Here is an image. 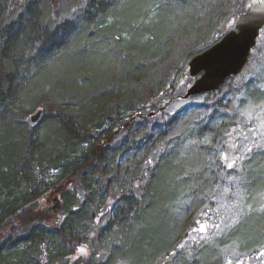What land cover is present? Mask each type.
I'll list each match as a JSON object with an SVG mask.
<instances>
[{
	"label": "trees",
	"instance_id": "1",
	"mask_svg": "<svg viewBox=\"0 0 264 264\" xmlns=\"http://www.w3.org/2000/svg\"><path fill=\"white\" fill-rule=\"evenodd\" d=\"M249 2L168 0L180 6L157 8L160 0H0V135L14 143L0 163L9 171L2 173L14 178L2 180L0 192L15 188L24 195L14 213L0 217V264H77L70 258L83 243L97 248L88 264H225V258L264 264V212L258 210L264 204V150L246 154L235 169L224 159L235 152L238 124L240 132L254 129L248 147L264 144L261 91L233 77L219 91L202 94L201 103L168 111L195 79L189 60L218 42L226 33L219 30L222 22L230 15L236 20ZM102 15V21H116L102 30L108 42L96 37ZM76 25L89 36L85 42L69 38ZM119 29L131 37L122 45L112 35ZM142 35L146 42L135 41ZM86 42L92 48L83 47ZM100 44L121 59L117 69L99 58ZM28 52L32 63L24 60ZM238 95L244 96L242 107L253 110L249 123L237 114ZM73 104L82 107L72 116L64 106ZM55 108L75 123L51 138L82 136L93 149L77 162L66 147L60 161H43L40 168L54 166L59 175L31 196L33 187H23L18 166L28 155L21 143L29 139L19 131L35 128L43 142L52 141L31 114L43 109L37 122L43 123ZM150 110L155 116L132 118ZM107 126L104 142L99 131ZM106 199L112 204H103ZM201 225L207 232L198 231ZM74 229L84 237L73 236ZM27 230L36 237L22 247L20 234Z\"/></svg>",
	"mask_w": 264,
	"mask_h": 264
},
{
	"label": "bare ground",
	"instance_id": "2",
	"mask_svg": "<svg viewBox=\"0 0 264 264\" xmlns=\"http://www.w3.org/2000/svg\"><path fill=\"white\" fill-rule=\"evenodd\" d=\"M168 3V0H167ZM161 5H164L163 0H160ZM121 9L117 8L114 15L117 14V16L119 15ZM99 17V16H97ZM102 18L100 19V21H102L103 19V15L101 16ZM106 17V16H105ZM90 22L94 21V19H90ZM146 20H143L142 22H145ZM116 22V21H115ZM115 22L113 21V19L109 20V19H105L101 22V24L103 25H99V28H97L98 32H97V36L98 38H101L102 40L106 39V41L108 42L109 39L111 38H106V32L102 31L104 29V27H109V24H115ZM148 22H146L147 24ZM83 28L76 25L73 27V29L71 30L70 34L68 35L69 38L71 37L72 39H80L83 37V41L85 42L87 38H89V36L83 35L81 36ZM117 31V30H116ZM114 31L112 33L113 36L116 35V41L117 43H120L121 45L124 44V42H128L131 37H129L128 34H126L127 32L124 31V29H119L117 32ZM134 37L135 41H139V42H146L147 38L146 35H142L139 36V38ZM130 42H132L131 44L134 43L133 40H131ZM135 46V44H133ZM86 47L87 49L92 48L90 46V44L88 42H86V44L83 46ZM97 48L99 49V58H102L104 61H106L107 65H110L111 67L113 66L114 68L117 69L119 62L121 59H119V57H117L113 52H106L105 51V46H102L101 44L97 46ZM109 48V46H108ZM132 55H135L134 52H131ZM32 55V53L28 52L25 57L24 60L28 61L29 63H32V58L30 57ZM127 58H129V56L126 54ZM124 60L126 61L125 57ZM131 60L135 61L136 63H138L137 59L135 58H131ZM34 61V60H33ZM190 61V60H189ZM82 105L79 104H73V105H66L64 106V109H68L70 115L73 116V113L75 110L81 109ZM57 108L53 109V111L51 109H49L47 116L50 117L46 119V121H44L42 123L44 129L49 132V134L46 136L50 139L53 133H56V129L62 130V129H68L69 128V122L74 124V119L73 117L71 118H67L66 116L62 115L60 112L57 113ZM37 112H41L40 116L43 117V109H38L36 111H33V114H36ZM139 113L138 111L134 114ZM33 114H31V116H33ZM69 120V121H68ZM38 123H36L37 125ZM37 127V126H35ZM43 127H39V129H43ZM68 127V128H67ZM1 131V129H0ZM46 131L44 132V134L46 133ZM21 138L22 137H27V139H29V141H23L21 144L25 143L22 147V150H26L28 152V155L26 154L24 157L21 158V160L19 161L18 166L22 168L21 170V178H25V180L33 185L32 183L34 181H32L33 177H36L38 174V170H40V166L44 161V165H47L48 163H50V161H60L57 160L59 158H57L58 156H65L66 153V149L68 150V155L69 159L77 162L80 160H85L88 159L91 155V148L93 149V145L90 147V141L82 136H79L77 138V140L68 137V139H63L62 137H55L52 141L50 142H43L42 139H40L41 135L38 138V135L36 134V130L35 128H29L24 127L22 128L21 131H19ZM36 134V135H35ZM54 136V135H53ZM0 163L3 160V154L5 153L4 148L5 147H12L14 146V143H11V140H9V138L7 137V134H3L0 135ZM21 142V140H20ZM19 143V142H18ZM7 145V146H6ZM66 147V149H64ZM72 153H71V152ZM46 153H51L46 160L43 159V157L41 155H44ZM46 157V155H45ZM57 158V159H56ZM55 159V160H54ZM33 160L38 161V163L34 162ZM37 164L34 166V164ZM40 165V166H39ZM27 166H30L31 168L27 171ZM43 169V167H41ZM50 170L51 172H54L55 177H50V181L55 180V178H57V176L59 175V171L57 172V169L54 166H51ZM56 170V172L54 171ZM2 171H4L3 169H0V182H2V180H5V182L9 181L12 182L14 176H6L5 173L9 172L7 170H5L4 174L2 173ZM46 171H49L48 169ZM42 172V171H41ZM43 173V172H42ZM125 181V180H124ZM18 183V182H17ZM15 184V183H14ZM19 184H16V186H18ZM35 186L33 187V191L29 194L31 196H36V193L38 192V189L36 188L37 186L39 187V182H35L34 183ZM36 188V189H35ZM21 190H17L15 188H12L11 190H9L8 192H0V208L2 209L3 212L0 213V217L4 216V215H11L12 213L15 212V210L18 208L19 204L22 203L23 200H19V199H15L18 198L19 196H17V194H19ZM50 199V197L47 198V201ZM150 201L147 204L146 207L149 208ZM129 207L127 208L128 212H129ZM7 217H5L4 219H6ZM1 221V220H0ZM72 225H76V221L73 220ZM127 228V227H126ZM126 228L124 229V231H126ZM108 243L110 244V241H108ZM133 245L126 247V250L129 253H133Z\"/></svg>",
	"mask_w": 264,
	"mask_h": 264
},
{
	"label": "water",
	"instance_id": "3",
	"mask_svg": "<svg viewBox=\"0 0 264 264\" xmlns=\"http://www.w3.org/2000/svg\"><path fill=\"white\" fill-rule=\"evenodd\" d=\"M249 5L252 7L242 13L237 21L247 17L243 31L236 24L235 29L223 36L219 42L189 61L190 75H200L189 86L184 95L185 98L202 92L218 90L226 78L236 75L244 69L264 26V3H261V0H250ZM40 114L41 112L33 114L32 121H38L41 117ZM139 114L142 113L139 112ZM150 115H154V112H151Z\"/></svg>",
	"mask_w": 264,
	"mask_h": 264
},
{
	"label": "rangeland",
	"instance_id": "4",
	"mask_svg": "<svg viewBox=\"0 0 264 264\" xmlns=\"http://www.w3.org/2000/svg\"><path fill=\"white\" fill-rule=\"evenodd\" d=\"M234 20V18L230 15L228 17V19H226L224 22H222V24L220 25L219 27V30H222L224 32H228V31H231V29L235 28V24H231V22ZM231 24V27H229V25ZM237 81L241 82L243 81L244 84H247L250 88H251V91H256V90H260L261 91V99H263L264 97V31L260 37V41L258 43V46L254 49V54L252 55V57L250 58L249 60V63L246 65V67L244 68L243 72L241 73V75L237 76L236 77V80L233 81L234 83H237ZM185 82V81H184ZM190 84V83H189ZM188 86L189 85H184L181 89V93L182 95L186 92V90L188 89ZM204 96L203 95H200V96H194V97H189L188 99H184V98H179L177 101H175L173 104H171L168 108V111H170L171 113H175L176 111H179V109H182L184 107H187L191 104H198V103H201V101L204 99L203 98ZM242 99H244V96H240L238 95L237 96V100H236V104H237V108H239L238 111H240V113H237L239 114L242 118L244 117V119H246V122L249 123L250 121L253 120L252 118V113H253V110L251 107H242L241 105V101ZM264 102V100H263ZM147 113V112H146ZM33 114V113H32ZM240 123V122H238ZM244 123V121H243ZM37 127H43L42 123L39 122L37 124ZM44 128V127H43ZM239 124L238 126L233 129L234 132V136L235 137H238L235 141L236 143V146H235V152L233 151L234 154H229L228 153V157L229 159L227 160V162H230V158L231 157H236V156H240L242 154H239V152H242L244 151V146H249L251 145V143L253 142V138L255 137V133H254V129L252 128H243L242 129L244 130V133H241L240 130H239ZM111 130V129H110ZM109 131V127H105L103 129H101V131H99L100 133V136L102 137L101 140H104V142L106 140H108L107 136H106V133ZM262 132H264V128L262 130ZM233 134L231 132L230 134V141H233ZM120 139V137H118L116 140ZM240 139V141H242L243 143V146L241 144L238 143V140ZM240 162V160H238V163ZM50 170H53V169H50ZM46 171V168H40V170H38V174L36 177H33L32 178V181H34L31 185L29 184L26 180L22 183L23 184V187H27L28 185L29 186H35L34 183L35 182H39V187L37 186L36 188L38 189V191H41L43 190L48 184H49V181H50V177H55L54 175V172L52 171ZM43 173H42V172ZM56 172V170H54ZM58 172V171H57ZM230 179H228L229 181ZM228 181L227 183L224 184V191L227 192V190L229 188H231L229 185H228ZM35 188V189H36ZM31 193L33 191V188H31V190H29ZM72 191V190H71ZM71 191H69V194L68 196H66L67 198L70 197L71 195ZM8 192V191H6ZM65 196V194H63ZM21 196V197H20ZM20 196L18 198H15V199H19V200H22V198H24V195L20 194ZM64 196L62 197L60 195V198L65 201V198ZM103 204H107V203H111L109 201V199H106L104 202H102ZM101 203V204H102ZM112 204V203H111ZM102 207V205L100 206V208ZM100 212V209L97 210V214H99ZM101 217L99 218V225H105L106 222H107V214L105 213V210L102 209L101 213H100ZM75 231H73V236L77 237V238H83L84 237V234H85V231L81 232L79 229H74ZM36 235H34V233L30 232V230H27V231H22L21 234H20V238L22 240V247H26L27 246V242H28V239H33L35 238ZM8 241V240H7ZM11 242L8 241V244H10ZM87 245L89 250H90V258L87 260L88 263L95 259V253L96 252L95 250H97V248H92L88 243H83L81 245ZM76 254V252L74 251L73 254L71 255V258L74 257ZM234 260L236 259V257L233 258ZM244 259V257H243ZM236 261V260H235ZM242 261V260H241ZM77 263V262H76ZM86 262V264H88ZM78 264H85V261L83 259H81V261L78 262Z\"/></svg>",
	"mask_w": 264,
	"mask_h": 264
},
{
	"label": "snow or ice",
	"instance_id": "5",
	"mask_svg": "<svg viewBox=\"0 0 264 264\" xmlns=\"http://www.w3.org/2000/svg\"><path fill=\"white\" fill-rule=\"evenodd\" d=\"M163 2H164V5L168 6V7H179L180 6L178 3L177 4H168L167 0H163ZM261 3H264V0H261ZM156 7L157 8L161 7V4H157ZM248 7L251 8L252 5H248ZM246 22H247V17L244 20H240L239 22H237L236 20H233L231 22V24H237V26L240 28V30L243 31V28H244V25ZM231 24L229 25V27H231ZM262 110H264V109H262ZM259 126L261 128H264V121H261ZM260 135H261V137H264V132H261ZM254 149L264 150V144L254 142L252 147L244 146V154H242L240 156H236V157H231L230 162H228L226 164V167L228 169H235L237 161L238 160L242 161L244 159L249 158L248 155H246V154H251ZM224 159L228 160L229 157L225 156ZM236 179H239V178L236 177ZM258 210L261 212H264V204H262ZM207 227H208L207 225H201L200 228L198 229V231L202 232V233L207 232ZM201 239H206V237H201ZM181 247H183V245H181ZM75 252H76V255L70 259L72 261L77 262V264L79 261H81V259H83L85 261V264H86L87 260L90 258V255H91L88 246L86 244L82 245V246L76 248ZM233 255L235 256L237 254L233 253ZM260 255L264 256V252H261ZM225 264H233V261L231 259L225 258ZM236 264H243V262L241 260L237 259Z\"/></svg>",
	"mask_w": 264,
	"mask_h": 264
}]
</instances>
